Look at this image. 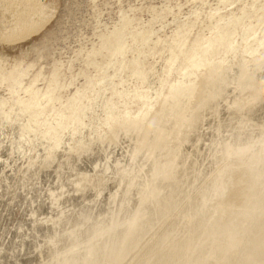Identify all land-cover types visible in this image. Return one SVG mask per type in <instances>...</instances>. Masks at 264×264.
Listing matches in <instances>:
<instances>
[{
	"label": "rangeland",
	"instance_id": "1",
	"mask_svg": "<svg viewBox=\"0 0 264 264\" xmlns=\"http://www.w3.org/2000/svg\"><path fill=\"white\" fill-rule=\"evenodd\" d=\"M48 1L0 30V264H264V0Z\"/></svg>",
	"mask_w": 264,
	"mask_h": 264
},
{
	"label": "bare ground",
	"instance_id": "2",
	"mask_svg": "<svg viewBox=\"0 0 264 264\" xmlns=\"http://www.w3.org/2000/svg\"><path fill=\"white\" fill-rule=\"evenodd\" d=\"M54 2H50L48 0H0V30L8 33V34H15L17 32H21L25 28L29 26H33L36 23L41 22L45 18L48 17V15L52 12L54 8ZM262 61L264 62V53L261 54L259 57H257L256 62ZM248 70V67L245 68V71ZM257 82V83H256ZM251 86L248 88V90H245L241 95H239L238 92L235 90L232 91V94H236L233 98L237 101L236 107L239 109L240 105H244L245 103H253L255 101L254 94L255 91L258 88H261L264 86V80L263 81H254ZM237 90V89H236ZM231 98V97H230ZM254 106V105H252ZM160 122L157 121V118L154 120V122ZM163 122L161 121L160 124ZM154 125H157L154 123ZM154 146L156 144H153L150 147V151L152 152L154 150ZM177 148V146L175 147ZM222 151V150H221ZM168 168V171L166 172V178H172V176L175 173V169L173 168V162L171 164L166 163V167ZM251 194L253 191L251 190ZM242 208H245L244 206ZM224 210V206L220 205L218 208L217 215H220L221 212ZM259 211H256L255 214L259 213ZM136 231V227H131L130 231L127 233L129 236L133 235V233ZM264 236V233L259 234H252L251 239L257 245L262 237ZM241 239V238H240ZM229 250L227 255H232L233 250L231 248H228ZM226 252V251H225ZM257 255L255 252V246H254V253L252 252L250 257L247 258L250 260V258L253 255Z\"/></svg>",
	"mask_w": 264,
	"mask_h": 264
}]
</instances>
